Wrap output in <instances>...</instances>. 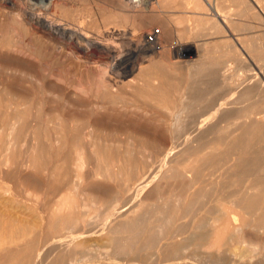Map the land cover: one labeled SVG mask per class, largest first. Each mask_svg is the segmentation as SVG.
<instances>
[{"label": "rangeland", "instance_id": "rangeland-1", "mask_svg": "<svg viewBox=\"0 0 264 264\" xmlns=\"http://www.w3.org/2000/svg\"><path fill=\"white\" fill-rule=\"evenodd\" d=\"M158 1L0 0V264H264V0Z\"/></svg>", "mask_w": 264, "mask_h": 264}, {"label": "bare ground", "instance_id": "bare-ground-1", "mask_svg": "<svg viewBox=\"0 0 264 264\" xmlns=\"http://www.w3.org/2000/svg\"><path fill=\"white\" fill-rule=\"evenodd\" d=\"M131 1V0H130ZM139 1V0H138ZM158 1V0H157ZM259 1V0H258ZM12 2V1H11ZM141 2V1H140ZM158 2H160V1H158ZM261 2V1H260ZM134 3H136L135 2V0H134ZM161 3V2H160ZM138 4V3H137ZM140 4V3H139ZM153 4V3H152ZM260 4V3H259ZM136 5V4H135ZM150 6V5H149ZM216 13H217V16L218 17H223V18H225V20H221L220 22L223 24V25H227V21H226V19H228V16H226V14L227 13H225V12H222V11H219V10H216ZM33 20V19H32ZM39 20V19H38ZM40 23V22H39ZM63 30V29H62ZM159 35H160V31H158V30H156V31H153L151 34H149L148 36H147V39L150 41V43L151 42H155L158 38H159ZM65 36H66V34H65ZM64 36V37H65ZM72 38H71V40H76L77 42H79L80 40H83V41H87L86 40V37H84V36H80V35H78V34H75V33H71V35H70ZM81 42V41H80ZM88 42V44H90V42L89 41H87ZM108 46V45H107ZM114 47V46H113ZM91 48H98V49H100L99 51H104V52H106L109 56H111L112 55V53L115 51L114 50V48H112V46L111 47H104V46H100V45H98V43L97 44H91ZM96 50V49H95ZM116 50H118V49H116ZM102 55H103V53H102ZM118 57V56H117ZM119 58V57H118ZM105 60V59H104ZM117 60V59H116ZM119 60H121V59H119ZM118 60V61H119ZM117 62V61H116ZM124 62V61H123ZM126 62V61H125ZM125 62H124V64H125ZM109 64V63H108ZM229 70V69H228ZM133 71H135V70H133ZM227 71V70H226ZM231 71H229V73H230ZM227 73V72H226ZM128 74V73H127ZM132 74V73H131ZM227 75V74H226ZM225 75V76H226ZM232 76V75H231ZM233 77V76H232ZM240 80V79H239ZM232 81H234V80H232ZM231 83H233V82H231ZM136 84V83H135ZM237 84V83H236ZM141 85V84H140ZM232 86V85H231ZM128 88H130V87H128ZM239 132V131H238ZM244 144V143H243ZM12 145V144H11ZM10 147H12V146H10ZM11 149V148H10ZM93 149V148H92ZM91 153V152H90ZM149 153V152H148ZM79 156V155H78ZM83 156V155H82ZM132 155H130V157H131ZM82 158V157H81ZM79 159V158H78ZM81 162V161H80ZM254 164V163H253ZM202 188V187H201ZM198 192V191H197ZM199 196V195H198ZM192 201V200H191ZM110 209V208H109ZM99 219V218H98ZM94 220H95V218H94ZM247 239V238H246ZM248 239H252V237H249L248 236ZM253 240H256L257 242H262L263 244H264V238H262V237H258V236H256ZM247 241L245 240L244 241V243H246ZM243 247V246H242ZM256 250V249H255ZM257 252V251H256ZM102 254H100V253H97V254H88V257H89V259H95V258H97L98 256H101ZM83 260V259H82ZM81 260V261H82ZM85 260V259H84ZM79 261V260H78ZM77 261V262H78ZM86 261V260H85ZM87 262V261H86ZM85 264V263H84Z\"/></svg>", "mask_w": 264, "mask_h": 264}, {"label": "crops", "instance_id": "crops-1", "mask_svg": "<svg viewBox=\"0 0 264 264\" xmlns=\"http://www.w3.org/2000/svg\"><path fill=\"white\" fill-rule=\"evenodd\" d=\"M217 9H219V7H216Z\"/></svg>", "mask_w": 264, "mask_h": 264}]
</instances>
